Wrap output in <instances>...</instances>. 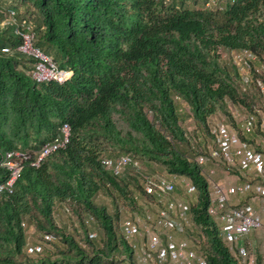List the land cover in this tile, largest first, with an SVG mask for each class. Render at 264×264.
Here are the masks:
<instances>
[{"label": "trees", "instance_id": "obj_1", "mask_svg": "<svg viewBox=\"0 0 264 264\" xmlns=\"http://www.w3.org/2000/svg\"><path fill=\"white\" fill-rule=\"evenodd\" d=\"M7 3L0 12L14 11L18 23L32 18L34 45L72 75L64 82L35 80L34 58L15 49L21 40L15 32L18 23L0 24V182L8 177L1 165L6 151L34 155L60 133L63 123L69 125L65 146L37 166L26 164L13 191L0 197V264H104L103 257L116 250L126 254V264H137L112 216L95 203L100 191L126 206L136 203L133 175H126L131 171L114 175L100 162L103 155L124 153L140 166L142 157L162 164L170 174L189 177L198 193L189 213L208 238V246L200 243L207 264H238L209 213L212 199L202 164L186 154L194 151V144L180 113L185 103L203 136H210L212 145L202 151L210 156L218 147L208 118L218 107L227 109L229 101L247 113L264 110V0H226L216 9L206 6V0L203 7L187 0ZM235 48L256 55L247 79L223 58V52ZM116 115L126 129L118 126ZM106 149L114 154H105ZM145 181L140 178L134 185L155 198L144 192ZM58 204L71 218L73 208L81 205L75 210L83 225L91 221L103 230L100 248L88 236L82 243L56 222ZM82 211L87 212L84 219ZM32 227L33 233L44 230L40 238L53 233L48 242L53 250L36 257L26 254V244L36 239L29 240Z\"/></svg>", "mask_w": 264, "mask_h": 264}, {"label": "built area", "instance_id": "obj_2", "mask_svg": "<svg viewBox=\"0 0 264 264\" xmlns=\"http://www.w3.org/2000/svg\"><path fill=\"white\" fill-rule=\"evenodd\" d=\"M216 0H206V6L216 9ZM18 23L14 11L8 12L1 20V26ZM32 18L24 19L16 24L15 32L21 40L16 50L29 54L34 58L31 69L32 77L38 82L55 80L64 82L72 75V70L59 68L53 56L45 53L34 45L35 32ZM4 51H10L5 47ZM256 55L248 48L227 50L223 58L234 63L243 79L248 78L250 63ZM264 70V64H262ZM264 93V84L260 86ZM259 114V115H258ZM248 113L242 122V130L249 132L256 126L264 132V112L258 110ZM260 118V121H259ZM211 134L217 141L218 150H211L210 156H219L221 160L233 168L242 179L241 182L226 186L216 182L212 186L209 207L210 215L218 217L222 224L221 237L230 254L238 264H257V256L246 242H241L250 233L259 228L264 231V153L251 142H247L234 131L224 119L213 122ZM69 125L63 123L60 133L48 140L34 155L29 150H8L5 152L1 165L8 172V177L0 182V197L7 191L12 192L15 181L26 164L37 166L47 155L57 151L68 142ZM207 155H200L199 164H205ZM102 166L114 175H121L128 168H139V160L124 153L115 157L103 155L100 158ZM214 170L210 169L209 173ZM144 192L154 194L159 202L156 214L147 213L146 223L141 226L134 217H126L121 222V231L125 239L134 249L137 264H207V258L200 249V240L195 236L173 238V232H185L189 222V205L181 198L169 197L175 191L176 184L172 178L162 176L148 177L144 183ZM186 193L197 191L192 182H186ZM230 195L247 196L249 200H258L262 211L249 206L248 203L229 202ZM164 234V235H163ZM89 238L96 232H89ZM143 236L144 242H141ZM53 233L46 232L40 239L29 241L25 252L28 256L36 257L44 251V244L53 239ZM140 237V240L137 238ZM260 264H264V244Z\"/></svg>", "mask_w": 264, "mask_h": 264}, {"label": "rangeland", "instance_id": "obj_3", "mask_svg": "<svg viewBox=\"0 0 264 264\" xmlns=\"http://www.w3.org/2000/svg\"><path fill=\"white\" fill-rule=\"evenodd\" d=\"M8 0H0V5L2 6H6ZM226 0H217L216 1V6H219V4H223L225 3ZM187 3L190 5H195L197 7H203V0H187ZM221 4V5H222ZM1 6V9H2ZM8 12L6 11L5 14H3L2 12H0V17L1 20L4 19V16L7 14ZM0 20V22H1ZM52 55V54H50ZM53 56V55H52ZM54 58V56H53ZM228 101V100H227ZM227 109H222L221 107H218L216 112L210 116L208 118V123L212 124L213 122L219 121L221 119H224L226 122L229 123V126L236 131L238 134H240V136H244L247 142H251L252 144H254L255 146H259L258 149H260L263 153H264V132L260 129L259 126H256L252 131L246 132L242 130V122L244 120V118L246 117V115L248 114L247 111H242V109H240L239 107H237L236 105H233L232 103H230L229 101L227 102ZM182 107L184 108V110L181 111L180 115H181V124L186 128V132L189 136L190 141H192V144H194L193 148L194 151L191 152L190 150L186 151V154L190 157V158H197L204 154L206 155L203 151L204 146L208 145L211 146L212 145V141L210 140V136L207 135V137L203 136V132H205L202 128L197 127L195 120L192 118L191 114L188 112L187 105L184 103L182 105ZM228 111V112H227ZM231 112V113H229ZM264 112V110L262 111ZM231 115V116H230ZM115 119L118 123V126H121L123 129H126L127 126L126 124L121 121L118 118V115L115 116ZM260 121V118H259ZM242 134V135H241ZM192 148V149H193ZM263 148V150H262ZM105 154H114V152H111L109 149H106L104 151ZM208 156V159L206 161V164H202V169H204L207 174L206 178L209 179V189L210 192L212 190V186L214 183L216 182H220L226 186H231L234 183L232 182L233 178H235L236 176V172L233 168H228L227 165L225 166L222 162H221V158L219 156H216L215 158ZM213 169L214 172L213 173H209V170ZM128 170H130L131 172L126 174V170L123 172V174L125 173L126 175H133L131 177V187L133 189V191H135V194L137 196L136 198V203L134 204L133 202H129V205L126 206L125 204H123L121 202L120 199H118L117 196H112L107 192L104 191H100L99 195L95 198V203L96 204H100L102 206H105L106 211L112 216V221H113V225L117 231V233L120 235L121 234V222L124 218L126 217H134L138 220V222L141 224V226H143V224L146 223L145 221V215L147 213H152V214H156L157 212V208L159 206V202L157 201L156 198H148V196H146L142 191H139L136 187V185H134V182L138 181L139 183V179L140 178H144L146 177V179L148 177H152V176H162V177H167V178H172L175 181L176 184V188L175 191L172 194H167V196L169 197H175V198H181L187 201L189 207L192 206L196 201H197V197H198V193L197 191L192 193V194H188L186 193V182H191V179L187 176H177L174 174H170L168 173L164 166L160 163H155V162H149L147 161L145 158L141 157V166L139 168H128ZM124 174V175H125ZM123 175V176H124ZM135 175H138L140 178H136L134 177ZM125 177V176H124ZM117 195V194H115ZM211 196V193H210ZM231 197V195H230ZM230 202V199H229ZM231 203V202H230ZM65 204V203H64ZM72 207V206H71ZM81 207V205H76L77 210H79ZM73 208V207H72ZM75 207L73 208V217L71 218L69 215H67V213L64 211L63 208V204H58L55 207L54 210V214H55V219L56 222L64 229H66L67 232H69L70 234H72L77 240L81 241L82 243L86 242V236H88L89 232H96L97 235L92 239V242L94 243V245L96 247H101L102 242H103V230L100 228V226L98 227L96 225V223L94 222H88L85 224V226L82 223V218L80 217V214L77 213V211ZM119 212V217H116V213ZM84 214V218L86 215V211H82L81 214ZM212 218L215 220V222L218 224L220 230L222 228V224L220 222V220L218 219V217H216L215 215H211ZM185 232H179V233H175V235H177L178 240L183 238V237H188L191 235H195L199 238L200 243L206 247L209 244L208 238L205 234L204 229L199 226V225H195L190 213H189V222L186 224L185 226ZM257 230L262 231V236H259L258 233L254 234V232L256 230H254L252 233H250V239H257L259 238L260 240H255L257 243L256 245L253 246V253L257 256V262L259 261L258 259H260V256L262 255V251H263V244H264V231L263 228H259ZM33 227L29 230L28 232V237L29 240H32L33 238L35 239H40L39 233L44 232V230H40L37 233H33ZM164 235V234H163ZM141 237V242H144V238L143 236ZM89 238V236H88ZM33 239V240H34ZM175 239V238H174ZM177 240V239H175ZM250 245V243H249ZM49 250H53V245L52 243H45L44 244V252L41 255L47 254ZM40 256V255H39ZM259 257V258H258ZM103 262L104 264H126V254L120 250H116L114 251L109 257H103Z\"/></svg>", "mask_w": 264, "mask_h": 264}, {"label": "crops", "instance_id": "obj_4", "mask_svg": "<svg viewBox=\"0 0 264 264\" xmlns=\"http://www.w3.org/2000/svg\"><path fill=\"white\" fill-rule=\"evenodd\" d=\"M206 164V163H205ZM205 173V174H207V172L204 170V169H202V173ZM203 173V174H204ZM204 174V175H205ZM206 176V175H205ZM236 177L235 178H233V180H232V182L235 184V183H239V182H241V178H240V176L238 175V173H236V175H235ZM208 180V182H210L209 181V179H207ZM230 202L232 203V204H236V203H240V202H245V203H248L249 204V206L250 207H252V208H254V209H256V210H259V211H262V207H261V204H260V202L258 201V200H255V201H251V200H249V198L247 197V196H242V195H231V197H230ZM175 233L177 234V233H179V232H173L172 234H173V238H175V239H177L178 240V238H177V235H175ZM258 233V235L259 236H262V231H260V230H256L255 232H254V234H257ZM252 237V236H251ZM250 237V235H248V236H246V238H244V239H242L241 240V242H246L248 245H249V243H250V245H249V247L251 248V250L252 251H254L253 250V246L254 245H256V241L255 240H260L259 238H255V239H250L251 238ZM138 240H140V237H138L137 238Z\"/></svg>", "mask_w": 264, "mask_h": 264}, {"label": "bare ground", "instance_id": "obj_5", "mask_svg": "<svg viewBox=\"0 0 264 264\" xmlns=\"http://www.w3.org/2000/svg\"><path fill=\"white\" fill-rule=\"evenodd\" d=\"M236 49V48H235ZM258 72V71H257Z\"/></svg>", "mask_w": 264, "mask_h": 264}]
</instances>
